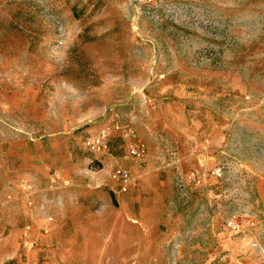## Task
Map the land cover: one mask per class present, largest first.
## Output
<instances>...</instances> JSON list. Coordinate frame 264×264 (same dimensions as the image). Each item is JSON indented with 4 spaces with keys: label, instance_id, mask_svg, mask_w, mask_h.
<instances>
[{
    "label": "rangeland",
    "instance_id": "rangeland-1",
    "mask_svg": "<svg viewBox=\"0 0 264 264\" xmlns=\"http://www.w3.org/2000/svg\"><path fill=\"white\" fill-rule=\"evenodd\" d=\"M233 216L264 239V0H0V264H236Z\"/></svg>",
    "mask_w": 264,
    "mask_h": 264
},
{
    "label": "built area",
    "instance_id": "built-area-1",
    "mask_svg": "<svg viewBox=\"0 0 264 264\" xmlns=\"http://www.w3.org/2000/svg\"><path fill=\"white\" fill-rule=\"evenodd\" d=\"M116 136L124 142L125 150L130 158L138 161L145 160L148 153L145 141L135 130L124 128L119 123L104 124L99 130L85 138L84 146L92 154L108 155L110 153L111 140ZM224 173V167L216 166L210 174L215 179H221ZM111 177L119 193H128L135 187V179L127 168L116 166L112 170ZM207 178L208 175L206 173H201L198 170H191L183 175L186 186L192 189L204 187ZM220 196L219 194L218 197ZM50 221L51 219L43 226L45 233L48 232ZM225 226L233 234L244 235L255 227V222L253 220H240L237 216H233L226 221ZM29 232L30 227H27L25 234L27 235ZM249 249L254 253L257 261L260 264H264V239L250 237Z\"/></svg>",
    "mask_w": 264,
    "mask_h": 264
},
{
    "label": "crops",
    "instance_id": "crops-1",
    "mask_svg": "<svg viewBox=\"0 0 264 264\" xmlns=\"http://www.w3.org/2000/svg\"><path fill=\"white\" fill-rule=\"evenodd\" d=\"M228 233L229 235L224 233L223 240L226 242L228 241L227 244L229 246L234 245L236 248V250L230 251L231 254L229 255V258H234L235 261L237 262L236 264H260L255 258L254 253L251 252L249 249L247 250L244 247L246 240L248 241V236H251V234L250 235H236V234L231 233L230 231H228Z\"/></svg>",
    "mask_w": 264,
    "mask_h": 264
}]
</instances>
